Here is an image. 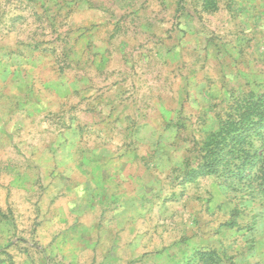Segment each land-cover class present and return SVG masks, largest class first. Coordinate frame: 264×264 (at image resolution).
I'll list each match as a JSON object with an SVG mask.
<instances>
[{"label": "rangeland", "instance_id": "374dc122", "mask_svg": "<svg viewBox=\"0 0 264 264\" xmlns=\"http://www.w3.org/2000/svg\"><path fill=\"white\" fill-rule=\"evenodd\" d=\"M0 106L54 154L128 153L155 225L134 264H264L261 166L238 176L264 140L209 144L264 109V0H0Z\"/></svg>", "mask_w": 264, "mask_h": 264}, {"label": "crops", "instance_id": "0c3cea01", "mask_svg": "<svg viewBox=\"0 0 264 264\" xmlns=\"http://www.w3.org/2000/svg\"><path fill=\"white\" fill-rule=\"evenodd\" d=\"M6 109L0 106V264L11 256L13 264H134L143 258L155 225L133 215L141 199L128 183V153L88 161L72 138L54 154L50 142L31 135L33 122L22 111L9 116ZM62 160L68 163L58 167Z\"/></svg>", "mask_w": 264, "mask_h": 264}, {"label": "trees", "instance_id": "16d2710c", "mask_svg": "<svg viewBox=\"0 0 264 264\" xmlns=\"http://www.w3.org/2000/svg\"><path fill=\"white\" fill-rule=\"evenodd\" d=\"M252 115V116H249ZM264 115V109L260 107H254L252 111H247L246 109L243 112H239L236 115V119L233 120H226L225 125L219 133L215 134L213 136V139L210 141V148H212L214 151L216 149H223L227 146H231L230 151H232V148H235L240 143H244L245 138H247L250 134H247L246 132L251 129H257V135L261 137L264 140V131L261 130V122L263 120L262 116ZM226 128V129H225ZM223 129L226 130L227 133H231L234 131V133L231 136L232 141L228 142L227 139H225L223 136L217 137L218 134L222 135ZM221 132V133H220ZM237 138V139H236ZM239 139H242L241 141ZM232 144V145H231ZM244 148L241 146L239 147V150H243ZM259 153V154H258ZM254 155L258 157H262L264 155V143L263 148L261 149V152H258ZM211 156H214L213 151L210 153ZM257 162V163H256ZM261 166L260 172L264 179V159H259L256 161H249L247 164V168H243L242 172L238 174V176L244 177L251 173V169H253L254 166L258 165Z\"/></svg>", "mask_w": 264, "mask_h": 264}]
</instances>
